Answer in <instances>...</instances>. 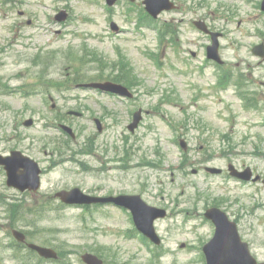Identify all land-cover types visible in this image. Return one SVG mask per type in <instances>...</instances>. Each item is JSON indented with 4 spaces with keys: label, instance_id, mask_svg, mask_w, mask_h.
<instances>
[{
    "label": "rangeland",
    "instance_id": "374dc122",
    "mask_svg": "<svg viewBox=\"0 0 264 264\" xmlns=\"http://www.w3.org/2000/svg\"><path fill=\"white\" fill-rule=\"evenodd\" d=\"M175 1L179 10L155 22L175 34L161 41L139 0L112 7L106 0H0V88L14 89L0 93V151L20 149L43 169L38 195L8 188L0 169V264H84L85 252L106 264H206L201 248L214 229L203 213L211 206L240 218L242 237L264 261V184L239 181L228 170L234 164L264 175V60L252 52L264 42V11L259 0ZM63 8L67 23H54ZM197 19L223 33V67L206 60L211 41L193 25ZM109 76L135 97L75 87ZM139 108L152 113L131 133ZM94 118L103 120V132ZM60 123L74 128L76 140L54 127ZM180 137L187 151L176 143ZM73 187L140 194L167 208L156 223L162 245L142 240L129 210L59 206L55 193ZM14 228L55 248L60 261L13 247Z\"/></svg>",
    "mask_w": 264,
    "mask_h": 264
},
{
    "label": "water",
    "instance_id": "95a60500",
    "mask_svg": "<svg viewBox=\"0 0 264 264\" xmlns=\"http://www.w3.org/2000/svg\"><path fill=\"white\" fill-rule=\"evenodd\" d=\"M145 2L147 4V10L154 17H157L163 10H171L174 8V4L170 2V0H146ZM66 17V12L62 11L57 16V19L63 20ZM196 24L200 28L206 30L204 23L197 22ZM217 36V33H213L215 44L210 47L209 52V56L215 59H219L217 53ZM255 52L264 56V46L261 45L260 47L256 48ZM85 86L100 88L104 91H113L122 95L132 96L126 87L112 82L91 83ZM71 113L81 115L79 112L72 111ZM141 118L142 112L140 110L136 112L135 121L129 126V128L134 130L138 126ZM97 122L100 125V121L98 120ZM31 123L32 121L26 122L27 125ZM67 130L72 133V129L67 128ZM0 163L5 164V167L8 171L9 186H14L20 188L21 190H25L26 188L37 190L40 187L41 170L38 163L29 157L24 156L21 152L15 151L9 157H3L0 155ZM232 169H234V167ZM211 171L220 172L221 170L213 168ZM233 174L243 176L242 173L239 174L236 171H233ZM243 178L246 180L251 178V172L249 169ZM58 195L67 203L114 202L118 205L129 207L134 213L137 227L156 243L159 244L161 242L160 238L156 234L154 221L159 217H165L166 210L148 205L139 195H119L116 197L109 196L106 198H99L86 195L82 193L79 188H75L71 191H62L58 193ZM205 215L216 225L214 237L204 246L207 264H243V262L239 259V253H241V250L244 251L246 256H248L250 264H256V260L250 253L248 243L242 241L238 233L237 224L233 221H230L228 215L224 211L213 207L209 208ZM14 234L20 241L25 239V235L21 232L14 231ZM29 247L37 250L42 256L47 258H58L57 252L52 248L43 247L34 243H30ZM83 259L89 264H104L102 259L92 253H85L83 255Z\"/></svg>",
    "mask_w": 264,
    "mask_h": 264
},
{
    "label": "bare ground",
    "instance_id": "6f19581e",
    "mask_svg": "<svg viewBox=\"0 0 264 264\" xmlns=\"http://www.w3.org/2000/svg\"><path fill=\"white\" fill-rule=\"evenodd\" d=\"M239 259L243 262V264H250V260L248 256L244 253V251L241 250V253H239Z\"/></svg>",
    "mask_w": 264,
    "mask_h": 264
},
{
    "label": "trees",
    "instance_id": "16d2710c",
    "mask_svg": "<svg viewBox=\"0 0 264 264\" xmlns=\"http://www.w3.org/2000/svg\"><path fill=\"white\" fill-rule=\"evenodd\" d=\"M124 77H125V76H121L120 78H121V79H125ZM115 79H118V78H117V77H115ZM125 80H126V79H125Z\"/></svg>",
    "mask_w": 264,
    "mask_h": 264
},
{
    "label": "flooded vegetation",
    "instance_id": "af4514ba",
    "mask_svg": "<svg viewBox=\"0 0 264 264\" xmlns=\"http://www.w3.org/2000/svg\"><path fill=\"white\" fill-rule=\"evenodd\" d=\"M261 177H262V179H261V180H262V182L264 183V177H263V175H262Z\"/></svg>",
    "mask_w": 264,
    "mask_h": 264
}]
</instances>
